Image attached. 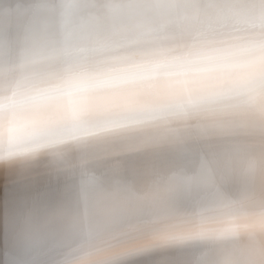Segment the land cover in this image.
<instances>
[{
    "label": "clouds",
    "instance_id": "clouds-1",
    "mask_svg": "<svg viewBox=\"0 0 264 264\" xmlns=\"http://www.w3.org/2000/svg\"><path fill=\"white\" fill-rule=\"evenodd\" d=\"M0 264H264V0H0Z\"/></svg>",
    "mask_w": 264,
    "mask_h": 264
}]
</instances>
